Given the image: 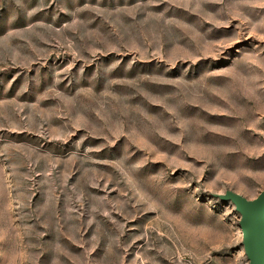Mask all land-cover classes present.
Masks as SVG:
<instances>
[{"label": "rangeland", "instance_id": "1", "mask_svg": "<svg viewBox=\"0 0 264 264\" xmlns=\"http://www.w3.org/2000/svg\"><path fill=\"white\" fill-rule=\"evenodd\" d=\"M264 190V0H0V264H249Z\"/></svg>", "mask_w": 264, "mask_h": 264}, {"label": "water", "instance_id": "2", "mask_svg": "<svg viewBox=\"0 0 264 264\" xmlns=\"http://www.w3.org/2000/svg\"><path fill=\"white\" fill-rule=\"evenodd\" d=\"M217 196L224 201H232L241 213L240 228L249 264H264V190L254 199L233 190Z\"/></svg>", "mask_w": 264, "mask_h": 264}]
</instances>
